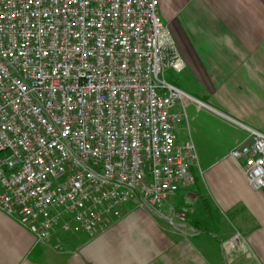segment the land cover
<instances>
[{
  "label": "built area",
  "instance_id": "2783aa9c",
  "mask_svg": "<svg viewBox=\"0 0 264 264\" xmlns=\"http://www.w3.org/2000/svg\"><path fill=\"white\" fill-rule=\"evenodd\" d=\"M158 5L0 0V210L39 241L60 223L92 235L125 205L160 208L193 180L197 155L174 123L187 120L185 99L201 102L165 78L186 64ZM248 131L229 155L264 190V133ZM189 211L169 208L181 221Z\"/></svg>",
  "mask_w": 264,
  "mask_h": 264
},
{
  "label": "crops",
  "instance_id": "0c3cea01",
  "mask_svg": "<svg viewBox=\"0 0 264 264\" xmlns=\"http://www.w3.org/2000/svg\"><path fill=\"white\" fill-rule=\"evenodd\" d=\"M158 3L186 64L178 87L201 102L188 99L201 142L193 180L160 208L125 205L92 235L60 223L39 241L0 210V264H264V190L229 155L248 129L264 133V0ZM170 207L192 211L181 221ZM236 233L244 241L232 247Z\"/></svg>",
  "mask_w": 264,
  "mask_h": 264
},
{
  "label": "rangeland",
  "instance_id": "374dc122",
  "mask_svg": "<svg viewBox=\"0 0 264 264\" xmlns=\"http://www.w3.org/2000/svg\"><path fill=\"white\" fill-rule=\"evenodd\" d=\"M165 78L168 82L176 85L177 87L178 86L182 87V83L185 80L184 74H181V73L176 74L170 70L165 72ZM184 102L185 104H187L185 105L186 114L189 115V111H191V109L195 110L196 107L195 105H191V101H189L188 99H185ZM188 102L191 105L189 107H188ZM178 106L179 104L176 106V109H178ZM199 128H200L199 125L195 122L194 123L190 122V124H188L186 118H183L174 123V130L177 134L178 141L181 143L190 141L194 146L195 153H198L197 148L201 147ZM197 159H198V163H200L199 158ZM194 168H198L197 164H195Z\"/></svg>",
  "mask_w": 264,
  "mask_h": 264
}]
</instances>
